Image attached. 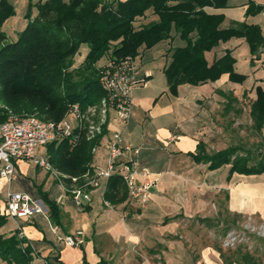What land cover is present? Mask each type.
I'll return each instance as SVG.
<instances>
[{"label": "crops", "instance_id": "crops-1", "mask_svg": "<svg viewBox=\"0 0 264 264\" xmlns=\"http://www.w3.org/2000/svg\"><path fill=\"white\" fill-rule=\"evenodd\" d=\"M226 1L225 7L208 8L224 13L222 28L242 22L258 24L264 35V25L258 19L261 15L264 18V0ZM155 19L158 16L149 10L136 26ZM26 24L23 22L22 27ZM184 45L174 32L171 39L152 48H141V55L136 58L138 72L140 77L145 70L152 72L149 84L135 90L128 125L123 126L111 112L108 131L94 152L93 166L105 164L107 143L113 131L121 129L124 143L140 147L141 165L151 171L149 176L142 175L140 179L155 180L149 203L142 206L129 193L125 199L111 203L104 197L105 182L92 189L91 200L80 208L52 171L31 160H16V173L33 180L36 190L28 193L36 198L46 194L57 203L58 221L54 222L49 214H35L28 219L7 222L3 230L11 233L21 225V232L35 253L48 257L50 264H226L231 261L248 264L241 257L237 259L236 249L224 248L222 238L245 215L264 220V172L232 173L231 163L212 168L210 156L239 145L237 142L221 145L222 137L215 134L219 125L215 116L221 115L220 105L230 97L229 92L248 79V74L239 72L237 67L239 54L243 53L249 61L252 58L250 47L244 37H232L206 52L212 64L231 51L236 59L233 68L247 75L243 83L233 82L229 73H224L216 81L198 85L182 83L171 89L165 68L173 50ZM152 52L163 59L161 66L156 67L164 77L149 61L156 55ZM230 106L228 103L224 109L227 113ZM241 146L245 153L252 151ZM100 151L97 158L95 155ZM37 153L47 157L48 145L40 146ZM6 184L0 177V206L6 200L5 194L1 196ZM77 230L84 231L82 245L69 246L59 239ZM40 259L34 262L42 264Z\"/></svg>", "mask_w": 264, "mask_h": 264}, {"label": "trees", "instance_id": "trees-1", "mask_svg": "<svg viewBox=\"0 0 264 264\" xmlns=\"http://www.w3.org/2000/svg\"><path fill=\"white\" fill-rule=\"evenodd\" d=\"M226 0H40L29 1L25 18L27 24L17 38L8 39L4 24L17 11L11 0H0V122L14 114H33L44 120L60 122L74 104L83 111L97 105L106 91L100 84L101 71L111 60L128 56L135 59L141 48H152L171 39L174 32L185 42L173 50L165 68L171 89L182 83L193 85L218 80L229 73L230 80L243 83L247 75L235 71V57L231 51L210 64L206 52L220 41L244 37L252 54L251 61L260 59L264 52V35L260 25L237 23L222 28L225 19L219 9ZM152 10L158 19L136 26L139 19ZM87 46L84 60L76 57L82 46ZM256 99L251 105V116L256 131L264 129V86L256 87ZM77 138L55 139L48 143L47 158L54 169L70 184L71 177L81 176L94 169L93 148L103 135L91 139L87 130L78 127ZM212 168L231 163V172L259 174L264 172V158L253 151L245 153L241 145H232L210 156ZM104 197L111 203L125 199L128 190L120 174L106 183ZM54 221L58 210L55 201L41 196ZM9 217L0 214V264H50L48 257L35 253L21 229L11 233L3 230ZM237 259L247 262L249 255ZM43 259V260H42ZM226 264H232V261Z\"/></svg>", "mask_w": 264, "mask_h": 264}, {"label": "built area", "instance_id": "built-area-1", "mask_svg": "<svg viewBox=\"0 0 264 264\" xmlns=\"http://www.w3.org/2000/svg\"><path fill=\"white\" fill-rule=\"evenodd\" d=\"M138 71L137 59L132 56L109 61L102 69L100 78V84L106 91V96L97 105L89 106L86 111H83L78 104H74L70 113L74 114L78 121L75 126L69 123L68 115L60 122H54L33 114L10 113L4 122H0V177L10 184L16 179V160H31L34 164L52 171L65 191L72 196L75 204L83 208L91 200L92 189L100 187L117 173L125 182L129 195L138 199L142 206H146L150 201L149 195L155 180L140 179L142 175L149 176L151 171L148 167L141 165L140 147L124 143L121 129L113 131L107 143L106 167L94 166L92 172L71 177L70 184L62 180L64 176L54 169L46 156L37 153L40 146L55 139L69 138L71 142L75 141L77 133L74 129L78 127H84L87 130L88 139L103 135L109 111L116 114L123 126L128 125L132 118L135 90L141 86H148L149 78L152 76L150 70L143 71L142 77L139 76ZM97 112L98 115H102L100 125L93 118ZM99 145L93 148V152ZM48 213L49 208L41 197L36 198L27 192L11 189L7 191L6 200L0 206L1 215L14 219H28L35 214L48 216ZM245 229L264 238V223L257 226L249 223ZM21 234L24 235L23 232ZM59 239L69 246H80L85 241L84 231L77 230ZM247 239L249 236H245L244 230L239 231L233 228L222 238V245L227 249H235L242 240L245 242Z\"/></svg>", "mask_w": 264, "mask_h": 264}, {"label": "rangeland", "instance_id": "rangeland-1", "mask_svg": "<svg viewBox=\"0 0 264 264\" xmlns=\"http://www.w3.org/2000/svg\"><path fill=\"white\" fill-rule=\"evenodd\" d=\"M13 3L15 2V7L17 13L11 17L3 26L4 30L8 34V39L14 40L17 38V35L19 31L23 29L22 23L27 22V19L24 21V12L27 10V2L28 0H11ZM258 19H261V22L264 25V18L259 16ZM87 51V46H82L81 53L77 55L76 60L78 62H81L84 60L85 54ZM156 55H153V61L151 62V58H149V61L151 65L155 68V71H157L160 75L161 72L157 69L156 66L162 64L163 59L158 56L157 52ZM242 53V52H241ZM264 53V52H263ZM138 62L140 63V60L138 59ZM239 72H245L248 74V79L244 84H240L238 86H235V88L232 90V92H229L230 97L225 98V100L222 101L220 105L221 109V115L215 116L216 121L219 123L215 130V134L219 135L222 140L223 146L238 143L239 145H243L245 148H249L254 152V154L258 157L264 158V131L258 132L254 128L253 119L251 116V105L254 101V98L256 97V87L261 83L264 86V54H261L260 59H257L255 61H250L245 58L244 54H239V61H238V67ZM163 79V78H162ZM234 92V93H233ZM228 95V94H227ZM237 95V96H235ZM230 104V109L228 113L226 110L227 104ZM111 112L109 111V114L107 115L105 129L108 131L109 125H110V115ZM225 112V113H224ZM8 113H13L11 110L8 109ZM96 114L93 115V118L97 121V123L100 125L101 123V117L102 115ZM69 123L71 125L75 126L77 125L78 121L74 114L70 113L67 117ZM100 152L95 155L97 158L101 155ZM101 167H106V163L101 165ZM18 177L16 180H13L10 184H6L7 186L4 187L5 191L2 192L6 195L7 191L11 189L12 191H21V192H35V187H33V180L26 178L24 175H21L19 172L17 173ZM54 175V174H53ZM9 185V186H8ZM9 187V188H8ZM30 194V193H29ZM31 195V194H30ZM74 209L76 210V207L74 206ZM16 222V219L10 218L8 222ZM249 223H254L256 226L264 223V220H260L255 215H245L243 216L238 223H236V227L234 229H237L239 231L244 230L245 236H249V239L245 240V242L242 240L241 244L239 243V246L235 248L236 250L240 252V255L247 254L249 257H252V259H248V264H264V238L258 237L255 233H251L248 230L245 229V226ZM247 231V233H246ZM224 237V236H223ZM227 249V248H226ZM254 258V260H253ZM258 259V260H255ZM258 261V262H257Z\"/></svg>", "mask_w": 264, "mask_h": 264}]
</instances>
